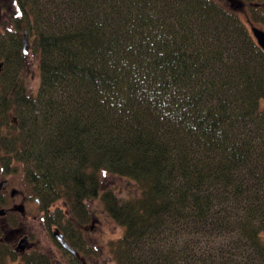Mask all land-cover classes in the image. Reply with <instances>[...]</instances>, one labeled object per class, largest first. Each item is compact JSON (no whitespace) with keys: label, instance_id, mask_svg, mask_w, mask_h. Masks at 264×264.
Returning a JSON list of instances; mask_svg holds the SVG:
<instances>
[{"label":"trees","instance_id":"obj_1","mask_svg":"<svg viewBox=\"0 0 264 264\" xmlns=\"http://www.w3.org/2000/svg\"><path fill=\"white\" fill-rule=\"evenodd\" d=\"M223 2L14 1L0 158L24 163L47 224L76 242L97 199L124 228L117 264H264V49L248 27L264 16ZM106 172L134 190L105 186Z\"/></svg>","mask_w":264,"mask_h":264},{"label":"rangeland","instance_id":"obj_2","mask_svg":"<svg viewBox=\"0 0 264 264\" xmlns=\"http://www.w3.org/2000/svg\"><path fill=\"white\" fill-rule=\"evenodd\" d=\"M223 3H227L226 5L229 6L228 0H223ZM252 1H259V0H252ZM262 1V0H260ZM256 6V8H255ZM261 6H264V1ZM15 10V4L14 0H0V22H6L8 21V17L10 14L14 13ZM258 10V12H257ZM258 13V15H257ZM240 16L247 20V16L250 18H254L256 16H264V8L263 7H257L255 4H249L245 7V9L240 10L239 12ZM264 18V17H263ZM251 19V20H252ZM253 23L259 27L264 28V23L261 21L252 20ZM249 29H251V25H248ZM251 31V30H250ZM252 32V31H251ZM256 39V38H255ZM30 41L28 46V53L26 55L31 56V50H30ZM32 76L29 80V86L33 91H36V89L39 86V71L37 70L36 66H32ZM262 105L264 106V100L262 101ZM11 163L12 159H11ZM14 166V163L13 165ZM16 168V178L17 183L16 187L22 191L25 192V194H31V188L32 186L28 182L26 175H25V165L23 162H17L14 166ZM11 168V167H10ZM13 171V170H11ZM103 184L105 186H112L114 188H117L123 193L133 191L134 186L133 184L125 177H120L112 173H103L102 175ZM89 206L91 210H94L93 212L96 213L99 218L101 219L100 227L95 228L94 230H91L90 234H87V240L86 248L88 251L95 248L96 255L94 258L88 254H86L84 258L85 261L89 260V264L95 263L96 259L99 258L100 264H117L114 258V252L111 248L112 241L116 240L122 233H123V226L119 223H117L112 217H110L107 212L104 210L103 205L97 200L91 199L89 201ZM28 207V215L24 217V222L27 223L26 227L30 228V230L33 233V239L37 244H40L43 246L45 250H53L55 254V262L58 264H75L73 263L74 260L72 259L71 255L68 253H65L63 250H61L56 242H54V239L49 234L47 228L43 225L44 221L42 220V215L45 214L44 211H42L40 204L35 201L34 195L29 199V202L27 204ZM57 207L62 208V201L58 200L56 203L54 202L52 206L50 207L51 210L56 209ZM43 212V214H42ZM46 217V216H45ZM90 220L87 222V224H90ZM54 228V226H53ZM90 231L88 230L87 233ZM93 245V246H92ZM15 259L10 258L7 259L8 264H18L17 261L14 262ZM98 263V262H97Z\"/></svg>","mask_w":264,"mask_h":264},{"label":"flooded vegetation","instance_id":"obj_3","mask_svg":"<svg viewBox=\"0 0 264 264\" xmlns=\"http://www.w3.org/2000/svg\"><path fill=\"white\" fill-rule=\"evenodd\" d=\"M15 1V0H14ZM264 0L262 1H252V0H243L242 7H240L238 10L245 9L246 6L249 4H252V2L258 3L257 7H264L261 6ZM227 4V3H226ZM229 6H231L229 4ZM256 7V6H255ZM255 38V37H254ZM12 162L14 163V166L17 162H20L19 160L16 161L15 158L12 159ZM11 163V160H10ZM7 164L3 158H0V246L3 247L4 250L7 252V258H13L15 261L18 262V264H21L24 260L23 257L34 253V252H42L45 253L47 256L53 257L55 261V254L53 250H45L43 246L40 244H37L33 239V233L30 230V228L26 227V224L23 219L28 215V207L27 204L29 202V199L34 195L35 201H37L41 206V201L38 196H36L33 193V189L31 188V194H25L24 191L18 189L16 187L17 178H16V168H13V171H11L10 167H12L11 164ZM9 168V169H8ZM42 211L44 209L41 206ZM50 212H53L54 210H51L49 207ZM43 214V212H42ZM52 214V213H49ZM53 215V214H52ZM46 213L42 215V220L44 221L43 225L47 228L49 234L54 239V242H56L57 246L63 250L65 253H68L71 255L72 259L74 260L73 263L75 264H89V260L85 261L83 257L86 256V254L92 256L96 255L95 248H93L91 251L85 247L88 244H85L84 241L87 240V234L91 233V230L95 228L100 227L101 219L99 216L94 213L90 212V217L87 221L84 223H80L77 220L74 219V227H73V238L77 237V241L70 237L62 231L57 225H49L47 224V221L45 219ZM90 220V224H87V222ZM88 230L90 231L89 233ZM56 232H59L63 235L65 240L75 248V251L69 250L66 246H64ZM81 237V238H80ZM24 242V248H21V243ZM93 246V245H92ZM99 258L96 259L95 263L93 264H100ZM98 262V263H97ZM55 264H58L55 262Z\"/></svg>","mask_w":264,"mask_h":264},{"label":"water","instance_id":"obj_4","mask_svg":"<svg viewBox=\"0 0 264 264\" xmlns=\"http://www.w3.org/2000/svg\"><path fill=\"white\" fill-rule=\"evenodd\" d=\"M231 7L233 8H240L242 7V3L243 0H229ZM255 5H258V3H253ZM251 31L253 33V35L257 38L258 44L264 49V28L259 27L255 24H251ZM28 46H29V35H28V31L27 29L24 30V40H23V50L24 53L27 54L28 53ZM3 66V61H0V71L2 69ZM60 242L66 246L69 250L71 251H75V248L73 246H71L63 237L62 234H60L59 232H56ZM24 242L21 243V248H24Z\"/></svg>","mask_w":264,"mask_h":264}]
</instances>
